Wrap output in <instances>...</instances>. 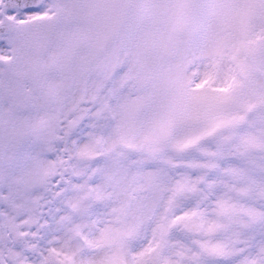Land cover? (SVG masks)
<instances>
[{"label":"snow or ice","instance_id":"snow-or-ice-1","mask_svg":"<svg viewBox=\"0 0 264 264\" xmlns=\"http://www.w3.org/2000/svg\"><path fill=\"white\" fill-rule=\"evenodd\" d=\"M0 264H264V0H0Z\"/></svg>","mask_w":264,"mask_h":264}]
</instances>
